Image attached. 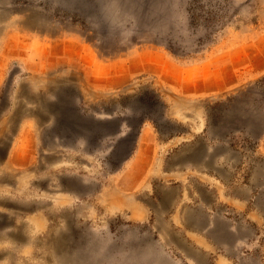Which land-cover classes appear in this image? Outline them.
I'll return each mask as SVG.
<instances>
[{"label":"rangeland","instance_id":"rangeland-1","mask_svg":"<svg viewBox=\"0 0 264 264\" xmlns=\"http://www.w3.org/2000/svg\"><path fill=\"white\" fill-rule=\"evenodd\" d=\"M183 144L255 174L232 256ZM0 264H264V0H0Z\"/></svg>","mask_w":264,"mask_h":264},{"label":"crops","instance_id":"crops-1","mask_svg":"<svg viewBox=\"0 0 264 264\" xmlns=\"http://www.w3.org/2000/svg\"><path fill=\"white\" fill-rule=\"evenodd\" d=\"M148 133L141 131L139 140H147L145 137ZM207 147L206 149L203 147V153L198 154V161L195 159V144H187V146L183 144L174 151L173 157H176V153L180 158L187 156L189 162H192L189 157L192 155L193 165L191 166L195 170L194 175L190 173L187 177L189 183H192V180L195 183V191L193 196L191 191H188L189 205L185 212L179 214V218L186 225L185 229L191 232L218 231L219 234L230 237L228 241L218 243L217 246L226 248L227 255H231L249 242L244 241L245 235L241 233L246 230L244 222L251 223L250 228L255 226V215L259 214L255 210V174L225 177L214 172L211 148L209 145ZM190 189L189 187L188 190ZM240 217L243 218L244 226L241 224ZM193 235L198 236L196 233ZM203 238L206 245H210L207 239ZM227 259H232V257Z\"/></svg>","mask_w":264,"mask_h":264},{"label":"bare ground","instance_id":"bare-ground-1","mask_svg":"<svg viewBox=\"0 0 264 264\" xmlns=\"http://www.w3.org/2000/svg\"><path fill=\"white\" fill-rule=\"evenodd\" d=\"M118 198V197H117ZM63 200H65V199H63ZM67 200V199H66ZM116 202V201H115ZM55 233V232H54ZM59 238V237H58ZM57 239V238H56ZM53 243V242H52ZM59 245V244H58ZM59 250V249H58ZM55 255V254H54Z\"/></svg>","mask_w":264,"mask_h":264}]
</instances>
